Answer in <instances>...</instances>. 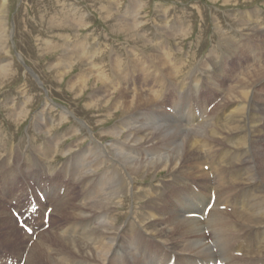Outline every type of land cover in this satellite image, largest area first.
I'll use <instances>...</instances> for the list:
<instances>
[{
	"label": "bare ground",
	"instance_id": "6f19581e",
	"mask_svg": "<svg viewBox=\"0 0 264 264\" xmlns=\"http://www.w3.org/2000/svg\"><path fill=\"white\" fill-rule=\"evenodd\" d=\"M128 1L123 10H119L115 6H106L103 0L102 10L105 18L112 17L115 20L110 31L126 35L128 38H124L128 41L127 44L139 51L140 56L137 54L133 60H129L128 56L126 60L121 59V62L117 60L119 58L112 59V51L109 53L110 61H105L102 65L107 49L98 47L99 44L92 47V38L87 35L76 37L70 33L61 37L59 41L62 43L59 42V46L50 45V50L62 52L61 58L48 68L55 70L59 82L67 73L72 72L75 65L81 69L76 77L68 80V94L72 92L70 94L75 100L85 96L84 108L87 111L104 110L101 120L90 123L105 124V120L108 121L119 113L115 123L104 133L96 135L88 122L77 120L74 130L52 135L55 125H63L69 121V115L74 118L75 114L60 107V110L54 109L52 103L45 101L41 111L33 117L35 131L46 135L41 144L42 149H39L40 145L34 148L28 145L23 154L20 149L12 146L10 154L6 156L7 145L0 140L2 199L12 197L15 200L16 195L12 196L14 185L24 179L28 183L26 189L43 186L46 203L53 208L51 216L61 218V223L52 227L48 233L39 232L31 245H25L22 250L11 251L10 254L18 261L24 259L25 264H166L175 253L181 254L180 262L176 260L177 264H208L216 258L222 259L225 264H237L239 262L232 261L229 256L234 252L247 250L249 256L242 261L264 263V131L258 124L264 123V106L254 105L257 112L260 113L261 110L263 117L255 119L250 115V120L243 106L249 87L264 77V62L241 74L230 85L226 98L220 102L222 110L217 109L209 117V121L198 123L190 106L192 94L186 96L183 85L177 87L176 82L175 85L172 83L174 81L170 82L181 74L185 75L183 71L186 70V65H178L177 59L168 58L170 54L163 55L156 50L154 53L150 52L148 33L144 29L147 20L145 14L141 15L145 3L143 0ZM120 12L123 13L115 19ZM59 13L62 19H68L66 11L61 10ZM77 13L73 8V12L68 9L67 14L74 19L78 16ZM80 16L82 17L78 16V22L62 20L57 26L84 27L86 15ZM241 18L237 21L236 28L255 40L252 33L256 29L260 31L262 25L258 26L256 22L252 24L246 13ZM175 21L179 29L173 26L174 29L182 31L180 28L183 21L179 18ZM168 22L166 17L162 18L164 29ZM245 23L252 24L246 32ZM153 24L156 30V24ZM219 27L218 23V29ZM184 29L187 30L181 36L190 32L188 28ZM71 35L74 36L72 39ZM7 39V2L2 0L0 50L4 49L3 44ZM138 41H143V46L137 45ZM263 46L264 43L259 46L260 49ZM228 47L231 50L232 43ZM239 49L252 54L247 46H240ZM200 67L190 71L197 72L201 70ZM132 70L147 73V87L127 82L131 79ZM166 70L168 74L165 73ZM8 71V64H0V74ZM89 81L93 83L88 93ZM223 91L219 90L220 93ZM188 97L192 99L188 100ZM229 101L241 103L231 108ZM28 102L29 98L22 96L23 108L19 109L21 105H18L15 110V103L7 106V114L15 124L25 118L24 109ZM166 108H170L171 113H167ZM204 115V111L199 110L201 120ZM83 131L84 141H88L86 146L77 151V148L73 151L75 144L61 149L60 145L67 137L81 135ZM106 139H109L107 144ZM57 155L66 156L62 164L55 167L53 164ZM19 157L21 160L17 163L16 159ZM237 158L241 167L245 168L242 173L235 170ZM230 159L234 162L227 168L223 163ZM42 164L45 165L43 171L38 168ZM10 165L12 166L7 170ZM205 165L208 167L207 171L204 170ZM33 170H38L39 178L31 174ZM163 174L165 175L162 177ZM148 175H153L154 178L149 182L150 185L141 183ZM61 188L64 189L62 196L59 195ZM233 191H240V198L243 199L240 204L238 198L228 199ZM211 192L214 193L215 201L209 215L203 220L190 219L189 216L193 213L196 215L198 208L202 209L199 217L202 216ZM16 193L21 194L22 189ZM151 195L152 201H143ZM245 198H253V204H247ZM126 203L128 208L125 212L123 208ZM229 204L231 213L216 212L218 207ZM44 209L42 206V210ZM141 210L149 213L148 217L141 214ZM121 214H126L129 218L126 224L121 223L124 217ZM148 220L156 221L146 225ZM14 224L10 213L0 210V227L4 229L5 226ZM145 229L149 231V235L166 238L158 242L167 246L168 252L157 254L152 251ZM204 231H208L210 244ZM222 231L227 233L223 234ZM5 233L7 239H12L9 233ZM251 246L253 249H250ZM190 255L195 259L186 260Z\"/></svg>",
	"mask_w": 264,
	"mask_h": 264
},
{
	"label": "rangeland",
	"instance_id": "374dc122",
	"mask_svg": "<svg viewBox=\"0 0 264 264\" xmlns=\"http://www.w3.org/2000/svg\"><path fill=\"white\" fill-rule=\"evenodd\" d=\"M1 1L2 0H0V2ZM143 1L145 3V7L141 10L142 12L141 15L143 16L145 14V19L147 20L144 29L148 33L147 41L149 42L147 41L146 42L148 43V48L150 52L154 53L155 52L154 50H156V51H160L163 55L170 54L171 56H169L168 58H171L172 60L177 59L178 65H180L181 63H184V65H186L184 67H186L187 71L186 70L183 71L185 75L182 76L181 74L180 76L170 80V82L174 81L172 82L173 84L176 82L175 84L177 87L178 85L179 87L183 85L185 88H187L185 79L187 76L186 74L188 73H190L189 74L190 77L192 76V78L196 82H198L197 76H200L202 71L204 75L206 74L205 71H206L207 62L211 59H215L217 57L224 55V51L229 50L228 44L232 43V44L242 45L244 43L243 39H234L237 33L238 34L242 33L245 37L248 38V36H246L242 31L236 28L237 27L236 23L239 19H242L241 17L243 14L245 13L247 14V16L249 17L247 19L252 21L251 22L252 24L253 22H256L258 26L262 25V27H264L263 24L264 19H262L264 18V0H225V1L224 0H143ZM6 2H7L8 39L3 44L4 49L0 50V64H5V65L8 64L9 67V71L7 73L0 74V138H1L0 140L5 141L7 145L6 148L7 153H5V155L7 156L8 154H10L12 150V146H14V148H19L20 151L23 152V154L25 153L24 149H26L28 145H30L33 148L37 147L36 145L38 146L40 145L39 149H42L41 144L43 143V141H45L46 135L39 134L35 131L34 118L36 114H38L39 111H41V109L43 108L45 101L46 102L49 101L48 103L50 104L52 103L54 105V109L60 110V108H63V109H67L71 113L73 112V115L75 114L74 118L72 115H69L70 116L69 121L64 122L63 125L56 126L54 124L55 126L53 127L54 129H52V135L53 133L61 134L67 132L68 130L70 131L74 130V127L77 126L76 125L77 122H75L77 120L78 121L83 120L86 123L88 122L87 124L90 125L89 126L90 128L92 127L91 129L92 131H94V134L96 135L99 133H104L105 130L108 129V127H110L115 123L114 122L115 119L119 118L120 115L119 113L114 114L110 119H108V121L105 120L106 123L102 125L98 123L92 125L90 123L93 122L94 120H101L104 115V110L96 111L92 109L87 111L86 108H84V103L86 101L85 96H83L80 100L78 99L75 100L73 95L70 94L72 92H69L68 94V88H67L68 80L70 78L76 77V75L80 73L81 70L80 67L75 65L72 72L67 73L61 82H59L56 79L57 77L55 74L56 73L55 70L48 69L51 63L56 62L58 58H61L62 56V52L60 50H56V51L50 50V45H52V47L56 45L59 46L60 44L59 42H61L59 40L61 39V37H66L70 33L75 34L76 37H81V36L83 37V35L91 36L92 40H90V42H92L91 43L92 47H96V45L99 44L98 47L102 49H107V53H106L107 56L105 55L104 58H102L103 62L101 61L102 65L105 64V61L106 62L110 61L109 53H112V51L114 52L112 53V55L114 56V57L112 56V59L119 58L117 60L120 62L121 59L126 60L127 56L129 60H133L136 57L139 51L138 50L135 51L134 49L131 48L129 44H127L128 41L125 40L124 38L126 37V35L124 34L118 35L116 32H114L113 34L110 31L111 26L114 24L115 20L112 17L105 18V15L103 14V10H102V8L104 7L103 0H6ZM104 3L106 6H112V7L115 6L117 7V9L123 10V8L129 3V1L118 0V2L115 3L113 2V0L112 1L104 0ZM157 6L159 7L160 12L157 11L158 10ZM73 8L78 11L77 14L79 17H82L80 15L83 14L86 15L84 20V25L85 24L86 25L84 27L79 26L78 27L79 29L75 27L72 28L58 27L57 24H60L62 20L63 22L65 21L70 23L79 21L78 16L74 19L73 18L71 19V17L68 16L67 14L68 9H70V12H73ZM61 10L66 11L65 16L68 17V19H62V16L59 15L60 14L59 11ZM122 13L123 12H120L117 16H115V19L118 18V16ZM176 15H178L179 17ZM251 15H254V17L251 18L250 17ZM163 17H166L167 22L169 21L165 29L162 27ZM257 17H261V18L259 19ZM177 18L183 21V24L181 26L182 28H180L182 31L175 30L173 27L175 26L176 29H179L176 27V23H175L176 22L175 20ZM152 20L155 21L152 22ZM253 20H258V21H253ZM172 22H174V24ZM153 23L156 24L155 25V27H157L156 30L154 28ZM218 23L220 25L219 27L220 29H218ZM252 24L245 23L244 32H246L248 28L252 26ZM184 28H188L190 32L188 34L183 33L181 36L180 34L185 30H187ZM172 31H174V33ZM263 33H264V29H260V31L257 29L254 30V32L252 33V37L255 39L254 43L259 44L262 42L263 39L262 37L264 36ZM72 37L74 36L71 35V39ZM156 37L159 38L157 39ZM93 41H96V43H94ZM103 41H105L106 44ZM138 44L143 46L142 45L143 41L142 43H139L138 41L137 45ZM164 44H166L168 47ZM250 45L251 44L246 43L242 46H247L250 49ZM164 47L166 48L165 50ZM155 48H157L158 50ZM166 50H168L167 53H165ZM128 52L129 54H127ZM139 54L138 56H140ZM244 62L245 59L241 58L240 56L239 57L234 56L229 59L228 65L226 66V71L228 72V76L225 78V82L228 88H230V85L236 82V80L229 78L231 77L232 74L236 72V69H238ZM261 62L262 61H260V63ZM252 63L253 62H251L250 60L245 63V66L249 64L248 70L256 66L253 65ZM198 66L199 67L203 66V68L200 67L201 70H198L197 71L198 73L195 71L194 73L192 72L191 74L190 70H192L193 68H197ZM114 68H115V64H114ZM165 73L168 74V70H166ZM130 75H131V79H129L127 82H133L134 86L141 85L142 87H147L146 84L147 73L140 72L137 70H132ZM182 78L185 79L182 80ZM92 83L93 82L90 81L88 83V87L90 88L89 89L87 87L88 93L92 89L91 86ZM22 96L28 97L29 102L27 103L24 109L25 118L16 122L17 124L16 126L15 122H13V120H11V118L7 114L9 109V107L7 106L10 105L12 106L15 103L13 105V108L18 109V107L21 105L22 102ZM204 98L205 96H202L200 99L203 100ZM215 100L216 98L213 96L209 103L211 104ZM9 103L12 104L9 105ZM20 108H23V106L21 105L19 109ZM217 109L222 110L220 103L217 106ZM57 119L58 118H56V120ZM258 124L264 126V123L261 124L258 122ZM102 128L104 130H101ZM74 135L75 136H69V138L67 137L65 139L63 144L60 145L61 149H65L66 146H69L71 144H75L74 146H76L74 147L73 151L75 150V148H77L76 149L77 151L82 147L83 144L81 142L84 141L85 139L84 131L83 133H81V135H76V134ZM108 142L109 139H106L105 144H107ZM87 144L88 142L86 141L83 146H86ZM263 146H264V142H263ZM20 151L19 153L21 154ZM65 156L66 155L63 156L64 160H65ZM62 159H63L62 156L57 155L55 162L57 161V163L59 164ZM20 160L21 158L19 157L16 159V162L18 163L20 162ZM218 160L219 158L217 157V161ZM11 166L12 165H10L7 170H9ZM54 166L57 167L56 165ZM38 168L41 171H43L45 169V165L42 164ZM37 171L38 170L36 171L33 170L31 174L39 178L37 176ZM8 176L9 177L11 176L10 173L8 174ZM151 176L153 177V175ZM152 177L148 175L147 177L142 179V181L144 182L141 183L145 184L148 182L147 185H150L149 182H152V179H154ZM30 185L32 186V184ZM27 186H28L27 182L22 184L23 188H27ZM127 208H128V204L126 203V206L125 208H123V210L126 212ZM0 210H4V209L0 208ZM118 210L122 211L121 208H118ZM197 210L199 211H197L196 215L200 216L202 209L198 208ZM120 216L121 217L124 216L121 220V223H123L128 218L126 214H121ZM51 219L52 222H50V228L46 231V233H48L52 227H55L57 224L61 223V218L58 216H51ZM4 229L7 233L11 235L12 239H7ZM4 229L0 227V237H2L4 242L3 246L0 248L4 247L7 250H9L10 248V251H18V250H22L24 247L28 245L24 241L25 239L28 238L25 237V235H22L20 237V235L17 234L19 230L16 229V224L5 226ZM153 237L156 240L164 239L162 237H158L155 235ZM27 241L30 242L31 240L28 239ZM11 257L13 256L11 255ZM0 258L2 257L0 256Z\"/></svg>",
	"mask_w": 264,
	"mask_h": 264
},
{
	"label": "snow or ice",
	"instance_id": "6c2138e0",
	"mask_svg": "<svg viewBox=\"0 0 264 264\" xmlns=\"http://www.w3.org/2000/svg\"><path fill=\"white\" fill-rule=\"evenodd\" d=\"M205 168H207V165H205ZM48 211H51V209H48ZM47 215V213H43L42 214V219ZM192 215H195V213H193ZM46 223V220L44 221ZM24 231H26L29 235V237H31V233H32V228L31 227H26L24 228ZM3 239L2 237H0V247L3 246Z\"/></svg>",
	"mask_w": 264,
	"mask_h": 264
}]
</instances>
